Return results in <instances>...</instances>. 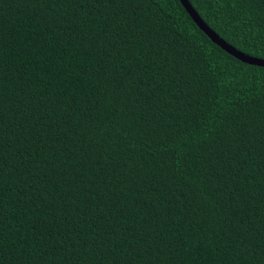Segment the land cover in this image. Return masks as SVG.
<instances>
[{
  "label": "trees",
  "instance_id": "trees-1",
  "mask_svg": "<svg viewBox=\"0 0 264 264\" xmlns=\"http://www.w3.org/2000/svg\"><path fill=\"white\" fill-rule=\"evenodd\" d=\"M264 60V0H187ZM0 264H264V68L179 0H0Z\"/></svg>",
  "mask_w": 264,
  "mask_h": 264
},
{
  "label": "water",
  "instance_id": "water-1",
  "mask_svg": "<svg viewBox=\"0 0 264 264\" xmlns=\"http://www.w3.org/2000/svg\"><path fill=\"white\" fill-rule=\"evenodd\" d=\"M180 4L186 11V13L189 15V17L193 20V22L196 24L198 29L215 45H217L219 48H221L223 51H225L230 56L236 58L237 60L248 64L252 66H257L264 68V60L257 59L248 55H245L232 46L225 43L215 32H213L197 15V13L193 10L191 5L187 0H179Z\"/></svg>",
  "mask_w": 264,
  "mask_h": 264
}]
</instances>
